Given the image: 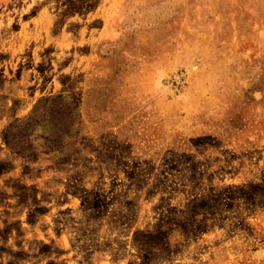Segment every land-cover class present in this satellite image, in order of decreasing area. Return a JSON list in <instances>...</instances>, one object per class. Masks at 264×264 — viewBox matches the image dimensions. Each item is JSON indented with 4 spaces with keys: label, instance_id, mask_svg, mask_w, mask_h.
<instances>
[{
    "label": "rangeland",
    "instance_id": "obj_1",
    "mask_svg": "<svg viewBox=\"0 0 264 264\" xmlns=\"http://www.w3.org/2000/svg\"><path fill=\"white\" fill-rule=\"evenodd\" d=\"M0 264H264V0H0Z\"/></svg>",
    "mask_w": 264,
    "mask_h": 264
}]
</instances>
